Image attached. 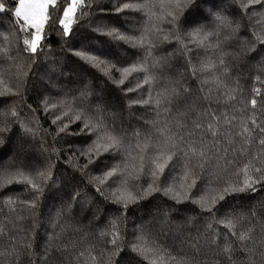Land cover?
<instances>
[{
	"label": "trees",
	"instance_id": "1",
	"mask_svg": "<svg viewBox=\"0 0 264 264\" xmlns=\"http://www.w3.org/2000/svg\"><path fill=\"white\" fill-rule=\"evenodd\" d=\"M144 2L156 6L150 11L123 9L124 3ZM240 2L247 4L248 0H208L207 3L197 0L203 15L193 17L189 14L191 10H185L180 24L174 28L166 20L148 19L153 12L161 16L172 10L159 7L167 0H92V7L85 9V16L77 13L78 19L68 36L62 34L58 22L53 24L50 20L45 25L41 48L33 55L23 51V40L30 39L29 33L33 30H25L22 21L17 22L14 18L16 0H0L3 6L0 10V50H7L6 54H0V72L12 93L0 96V127L8 129L3 133L4 144L0 146V167L13 171V165L21 162L33 170L51 165V178L43 182V195L34 210L27 207L34 196L25 191L24 184L0 186V229H3L0 264H16L14 248L20 253L19 264H94L92 257L97 258L95 264H149L131 251V245L141 234H147L166 254L176 258L175 262L169 259L166 264L183 260L191 264H249V253L235 242L236 238L224 224L217 223L228 213L242 214L235 231L239 234L252 229L247 248L252 249L251 257L256 264H264L261 256L264 252V182L255 185L258 189L255 193L227 196L214 207L213 216L190 200L176 203L163 192H154L129 204L125 210L121 204L114 203L111 196L120 187L121 177H110L104 184L92 179H103L105 172L117 164L128 163L131 172L134 164L138 166V161L132 157L126 159L127 152L131 150L132 156H137L135 145L143 146L145 138L150 141L146 155H155L152 146L163 140L162 129L164 135L169 131L182 134L185 143L181 147L185 150L187 144L194 143L207 152L203 171L197 166L200 158H191L192 170L199 177L196 187L189 191L193 198L223 187L226 181L238 183L242 177L236 173L248 161L264 169V146L259 144L264 134L258 130L253 132L247 145L242 137L235 135L244 123L252 127V116L264 126V43L257 39L264 37V6L249 4L241 9ZM62 6L67 5L58 3L53 19L62 18ZM117 8L123 11L117 12ZM49 11L53 12L51 8ZM215 12L232 19L233 27L239 25L237 30H221L210 35L204 47L190 43L186 33L194 25L185 21L196 19L206 31L212 32L215 29L212 14ZM253 12L258 14L253 15ZM101 24L114 26L121 34L134 39L145 37V47H132L122 40L103 36V44L97 45L90 54L110 63L108 67H91L73 53L82 41L85 46L96 44L95 39L87 41L85 38L94 37L93 29ZM165 34L170 36L169 41H162ZM176 34L181 35L184 44L191 49L185 55H181ZM149 45L153 46L152 56L147 57L146 62L148 74L154 77L152 84L143 83V72H133L119 84L123 68L142 61ZM161 57L166 58V62L161 61V67L153 68L154 59ZM189 58L191 65L196 67L206 60L218 67L212 73L193 76L191 65L186 62ZM204 80L209 83L202 84ZM128 88L134 91H125ZM183 88L189 92L184 93ZM2 89L3 84H0ZM173 89L180 92L178 97L173 96ZM255 89H259V95ZM149 95L160 100V105L153 102L129 106L130 101L148 100ZM205 96L210 98L204 99ZM230 96L235 99H229ZM254 98L257 100L255 109L251 106ZM45 101H48L47 105ZM77 113L81 114L80 120H75ZM205 113H212L219 119L220 136L214 138L205 130L194 129L193 121L197 119L206 128L209 119ZM56 116H61L62 120L54 124ZM225 117L232 120L231 125L224 122ZM86 121L91 124L102 121L115 129L125 137L124 151L103 153L99 157L94 152L88 153L96 135L84 128ZM64 124L68 125L66 131L58 132ZM178 124L184 127L178 128ZM24 126L32 128L36 135H25ZM136 132L140 133L139 139L134 136ZM225 149L228 150L227 158L233 160L226 170L216 165L217 157L223 155ZM185 162L186 158L181 156L174 169L171 166L165 169L161 187L166 186L163 182L167 180L180 190ZM146 179L150 181L144 176L139 180L130 179L129 189L139 193L147 187ZM8 197L17 199L15 212L3 203ZM114 232L120 236L121 250L109 261L107 257L113 250L109 241ZM230 242L233 248L231 260L222 251ZM29 243L30 250L22 247ZM28 251L30 255L26 254Z\"/></svg>",
	"mask_w": 264,
	"mask_h": 264
},
{
	"label": "snow or ice",
	"instance_id": "2",
	"mask_svg": "<svg viewBox=\"0 0 264 264\" xmlns=\"http://www.w3.org/2000/svg\"><path fill=\"white\" fill-rule=\"evenodd\" d=\"M204 2L207 3L208 0H204ZM234 2H238V0H234ZM16 3L17 6L14 9V18L17 22L22 21L23 28L25 30H33L29 33L31 38H25L23 40V51L29 52L33 55H35L38 49L41 48V41L44 39L43 34L45 25H47L50 20L53 24L58 22V24L62 27V34L64 36H68L72 32V25L78 19L77 13L79 12L81 17L85 16L87 14L85 9L92 7V0H16ZM58 3L61 5L66 3L67 6H62L61 8L62 18L58 17L53 19V14L57 10ZM249 4H260L264 6V0H248L247 4L240 2L239 7L241 9H245ZM155 6L156 5H149L147 2L124 3L123 9L150 11L151 8ZM159 7L162 10L166 8H171L172 10L165 11L161 16H156L153 12L148 17L149 21H152L154 17L157 22H163L166 20V22L171 24L174 28L180 24L181 17L183 16L185 10H191L189 14L193 17L203 15L199 5L197 4V0H167L166 4L161 3ZM213 7H216V5L213 4ZM50 8L53 10V12L49 11ZM123 9L117 8V12L123 11ZM0 10H3L2 5H0ZM101 11H103V9H101ZM257 14L258 13L253 12V15ZM212 22L215 26V29L214 31L209 32L206 31L205 26L196 19H193L192 21H185V23H191L194 25L191 31L186 33V37L188 38L189 42L195 44L198 47H204L205 41L210 35L218 34L221 30L235 32L239 27L238 24H236V27H233L235 22L228 16L223 15L221 12H215L212 14ZM105 28L108 30L105 31ZM156 30L158 32L161 31L159 28ZM93 32L95 33L94 37H87L85 39L87 41L95 39L96 44L89 43L87 46H85V42L82 41L79 48L76 49L73 54L81 61L94 68H100L101 65L108 67L110 63L98 55L90 54L97 47V45L103 44V40L101 39L103 36L110 37L113 40H122L125 43L130 44L132 47H145V37L142 36L140 38L134 39L131 36L121 34L114 26L110 27L103 24L97 25L93 29ZM161 39L162 41H169L170 36L165 34ZM257 39H259L261 43H264V37L258 36ZM176 40L180 45L181 55H185L191 51V49H189L187 45L184 44V39L181 38V35L176 34ZM44 47H47V45ZM152 47V45H149L145 49L146 56L142 61H139L137 64L130 67L123 68V78L118 82L119 84H123L124 80L127 79L128 76H130L133 72L145 73L143 76V83L148 85L152 84L154 77L148 74V65L146 62L147 57L152 56ZM6 52V49L0 50V54H6ZM169 56H171V53H169ZM161 61L166 62V58L161 57L159 60L154 59L152 67H161ZM186 62L191 65V58H189ZM219 63L222 65L223 61L221 60ZM112 66L115 67L114 64H112ZM217 67L218 66L216 63L212 62L211 60H206L201 61L199 67L191 65V72L193 76L197 75V73L203 72L212 73L213 70L217 69ZM104 75L107 76L108 72L105 71ZM2 76L3 73L0 72V84H3V89L0 90V96L12 94L8 85L4 84ZM257 79H259V77H257ZM113 83L117 82L113 81ZM207 83H209L208 80L202 81V84ZM139 87H141V84L138 82L137 88ZM125 91L131 92L134 91V89L128 88ZM201 91H203V89H201ZM254 91L257 95L260 94L259 89H255ZM183 92L188 93L189 90L187 88H183ZM172 94L174 97H178L180 92L177 91V89H173ZM203 98L209 99L210 97L205 96ZM229 99H235V97L230 96ZM153 102L157 106H159L161 103L160 100L154 99L151 97V95H149L148 100H132L130 101L129 106L138 103L147 105ZM169 103H171V100H169ZM45 104L47 105L48 101H45ZM256 105L257 100L254 98L251 100V106L253 109H255ZM52 107L55 108L56 106L53 105ZM12 115H16L14 110ZM65 115H68V113L65 112ZM204 115L209 119L206 128L205 125L202 124L199 119H197L196 121H193L194 129L205 130L206 133L210 134L214 138L220 136L221 133L219 131V119L212 113H205ZM81 118V114L77 113L75 120H80ZM232 119L234 120L235 118L233 117ZM60 120H62V117L56 116V119L53 120V123L55 124ZM224 122L229 125L232 124V120H229L227 117H225ZM250 123L252 125L251 128L249 127L248 123H244L241 126L240 131L235 133L236 136H240L244 139L246 145L251 142L253 138V132L258 130L259 133L264 134V126H261L257 123L255 116L250 117ZM90 124L91 121H86L84 123V128L88 129L90 133H95L96 139L92 142V145L88 147V153L94 152L95 155L99 157L103 153H120L124 151L125 137H123L115 129H110L107 125H104L102 121L91 124V126ZM67 127L68 125L64 124L62 127L58 128V132H65ZM177 127L183 128L184 125L178 124ZM6 131H8L6 127H0V146L4 144L3 133ZM23 131L25 135H32L33 137L36 135V132L27 126L23 127ZM164 132L165 130H160L163 140L158 142L157 145L152 146V150L155 152V155H146L150 146V141H148L147 138H145V143L143 146H141L140 143L135 145V148L138 150L137 156H132L131 150L127 152L126 159L127 157H132L134 161H138V166L134 164L131 172L128 171V163H124L123 165L117 164L112 168L111 171L105 172L103 179L100 177L92 178L99 184H104L110 177H121L120 187L113 191L111 196L113 198V202L121 204L125 210H127L129 204L136 203L138 200L146 198L154 192H163L164 195L170 196V198L175 200L176 203H182L184 201L190 200L191 203L198 205L202 211L212 213L214 216V207L220 201H224L227 196L245 192L255 193L258 191L255 185L264 182V169L256 167L253 161H248L243 165V167L239 168L236 173V175L242 177L238 183L226 181L223 187L210 189L209 192H205L203 195L199 196V198H193L189 195V191L196 187L197 179L199 177L192 170L194 166L191 164V158H200V163L197 166L203 171L205 164L207 163V152L204 149H199L194 143L187 144L185 150V148L181 147V144L185 143L184 136L182 134L178 132L172 133L169 131L167 135H164ZM134 136L139 139L140 133L136 132L134 133ZM201 143H203V141H201ZM228 143L231 144L232 141L228 140ZM259 144L264 146V138L259 139ZM231 150L233 152L236 151L235 148H232ZM227 152L228 150L225 149L224 154L218 156L216 159L217 167L223 166L225 170L227 169L228 165L233 163V160L227 158ZM241 154H243V151ZM181 156L186 158V162L183 164V176L181 177L182 182L179 185L180 190H176L173 184H168L167 180L163 182L166 186L161 187V177L164 176L165 169L169 168L170 166L174 169L176 164L179 163ZM221 162H223V165H221ZM89 163H93V161L89 160ZM50 167L51 165H49L48 168L33 170L23 162L14 164L13 171H9L8 169L0 167V186H6L12 183L24 184L25 191L31 192L34 196V199L27 203V207L34 210L37 207L40 196L43 195V182H46L51 178ZM85 167H87V165H85ZM141 176L150 178V181L146 179L147 187L142 188L139 193H134L129 189V180H139ZM97 191L100 192L101 190L97 188ZM101 195H103L102 192ZM3 203L9 208L11 212L16 211L15 206L17 204V199L8 197L3 201ZM253 215H255V213H253ZM241 218L242 214H236L233 216L232 213H228L224 220H218L217 223L224 224L229 232H231L232 236L236 238L235 242H239L240 247L249 253V264H256V262L251 257L252 249L247 248L246 244L247 241L252 239V229L250 228L247 231H240L239 234L235 231L236 224ZM211 227L212 225L209 224V228ZM262 227H264V225H262ZM2 233L3 229H0V234ZM101 235H105V233H101ZM119 240V234L116 232L112 233V238L109 242L113 245V250L111 255L107 257L109 261H111L112 256L118 255L119 251L121 250L118 243ZM213 243H215V241H213ZM22 247H24L26 250H30L31 244L29 243L27 245H22ZM131 251L136 253L144 260H147L149 264H166L169 259L174 262L176 261L175 257H171L169 254H166L164 249L157 245L155 240L149 237L147 234H141L137 236L136 241L131 245ZM222 251L227 256V258L231 260V254L233 252L232 242L228 243ZM13 253L16 255V264H19V251L14 248ZM26 254L30 255L31 253L28 251ZM103 255L104 254L102 253L101 256L103 257ZM261 256L264 257V252L261 253ZM96 259V257H92L94 264ZM176 264H191V262L183 260L176 262Z\"/></svg>",
	"mask_w": 264,
	"mask_h": 264
}]
</instances>
